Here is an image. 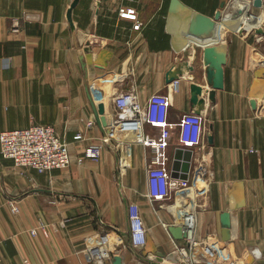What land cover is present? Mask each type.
<instances>
[{
  "label": "crops",
  "instance_id": "obj_1",
  "mask_svg": "<svg viewBox=\"0 0 264 264\" xmlns=\"http://www.w3.org/2000/svg\"><path fill=\"white\" fill-rule=\"evenodd\" d=\"M181 1L213 16L221 0ZM169 5L170 0H0V132L50 123L72 157L66 168L39 173L0 154V264H23L24 258L31 264H96L85 250L107 231L112 256L119 253L123 264L159 259L155 251L177 260L172 252L181 241L162 224L171 216L146 195L149 146L119 133L98 159L77 162L86 146L109 132L101 106L110 111L112 97L131 85L143 102L153 93L170 92L172 122L188 111L204 114L202 153L212 174L199 197L198 237L216 240L251 264H264V116L251 105L252 98L258 104L264 97V73L257 75L264 67V7L256 9L260 17L245 22L261 21L255 29L243 24L246 13L234 5L223 16L213 43L225 44L224 86L211 100L205 45L172 25ZM120 8L135 10L138 29L135 20L120 16ZM178 69L183 72L179 90L172 92L167 76ZM192 84L198 85L194 99ZM157 131L145 129L147 134ZM170 141L173 154L177 129ZM123 156L128 165L119 175L117 162ZM130 202L140 206L148 230L143 248L129 242ZM40 222L44 227H37ZM252 248L260 249L261 257L252 258Z\"/></svg>",
  "mask_w": 264,
  "mask_h": 264
},
{
  "label": "built area",
  "instance_id": "obj_2",
  "mask_svg": "<svg viewBox=\"0 0 264 264\" xmlns=\"http://www.w3.org/2000/svg\"><path fill=\"white\" fill-rule=\"evenodd\" d=\"M230 0H226V6ZM248 16L260 17L256 13L257 7L254 0H245ZM225 6V8H226ZM224 8V9H225ZM223 9V10H224ZM223 12V11H222ZM121 17L135 20L134 29H138L141 22L132 8H120ZM232 18L241 20L242 16ZM241 18V19H240ZM18 24V20H14ZM249 28L260 26L248 25ZM179 90V80L171 83V91ZM171 103L170 92L153 93L148 100L143 102L135 85L118 92L111 99V110L104 108L105 123L109 132L102 136L101 142L86 146L77 157L81 163L86 158L98 159L102 154L103 146L109 144L112 139L122 133L131 142H139L152 149V157L146 165L147 197L149 201H160L159 206L166 208L171 216L170 222H162L165 229L172 225H181L186 232L184 243L176 244L173 254L178 258L175 264H251L246 258H238L230 251L219 246L218 242L210 237L199 238L197 234V209L199 197L207 191L208 179L212 172L209 160L202 153V146L206 134V117L202 112L188 111L181 115L178 121L169 119V107ZM256 112L264 116V97L256 107ZM89 121L87 126H91ZM146 127L155 128L158 131L145 133ZM178 130V149H191L192 159L187 177L173 176L172 162L174 154L170 152L171 136L174 130ZM79 132L77 137L82 138ZM0 154L11 159L16 166L35 169L39 173L49 172L54 169H63L72 162L68 143L61 138L55 127L50 123H32L27 127L5 129L0 132ZM182 160V154L180 156ZM128 165L127 158L120 157L117 162V174L124 173ZM180 174V170H176ZM14 212L18 211L16 205H11ZM37 227H44L40 222ZM36 227L31 229L36 234ZM147 228L140 206L136 202L128 205V236L129 242L134 248H143L147 244ZM98 241L86 248L85 252L96 264H107L112 259L113 245L109 232H102ZM1 243V239H0ZM252 258L261 257L258 248L250 249ZM1 261V254H0ZM146 264H168L167 261L150 259ZM23 264H31L27 258Z\"/></svg>",
  "mask_w": 264,
  "mask_h": 264
},
{
  "label": "water",
  "instance_id": "obj_3",
  "mask_svg": "<svg viewBox=\"0 0 264 264\" xmlns=\"http://www.w3.org/2000/svg\"><path fill=\"white\" fill-rule=\"evenodd\" d=\"M75 3L72 4V7ZM254 5L260 7L262 5V0H254ZM226 6V0H221L219 3V8L215 11L213 16H208L202 12L192 9L190 6L186 5L181 0H170V5L168 9V18L172 25H179L181 29L185 32L187 37L196 40L198 43L205 45L203 49V61L207 66L206 69V78L208 84L211 87L209 93V99L214 100V93L216 89H221L224 86V69L223 64L225 63V44H215L213 42L218 40V27L221 23H225L222 20L223 18V9ZM68 19L70 20V9L68 11ZM212 43V44H211ZM264 73V67H261L257 71L258 77H261ZM183 74L182 70L178 69L177 71H170L167 76V81L172 82L175 79ZM259 79V78H257ZM262 80L259 83L262 84ZM191 93L193 99L196 98L198 94V85L192 84ZM251 105L256 109L257 102L255 98L251 99ZM103 106H101V111L103 113ZM200 112V111H196ZM207 139L209 143L213 142L212 134H207ZM182 154V160L180 156ZM192 159V150L191 149H178L174 154V160L172 162L173 176L180 175V177L186 178L188 171L190 169V163ZM176 170H180V174H177ZM228 213L223 214V218L227 220ZM170 234L176 239L184 243V238L186 237V232L183 230L181 225H172L168 228ZM222 239L224 241L229 239L227 233V227L224 226L222 230ZM150 245H152L150 243ZM160 257H165L167 254H164L161 251L154 252ZM148 250H145L144 256H148ZM112 264H123L122 256L119 253L113 255L111 259ZM143 264H146L143 262Z\"/></svg>",
  "mask_w": 264,
  "mask_h": 264
},
{
  "label": "bare ground",
  "instance_id": "obj_4",
  "mask_svg": "<svg viewBox=\"0 0 264 264\" xmlns=\"http://www.w3.org/2000/svg\"><path fill=\"white\" fill-rule=\"evenodd\" d=\"M238 7V10L240 11L241 14L246 13L248 6L245 0H230L228 3V6L223 10V16H227L226 14L231 13L232 9L234 6ZM229 18V17H226ZM229 20V19H228ZM218 34V32H217ZM162 260H165L168 262V264H175V258L171 257L170 255H166L165 257H160Z\"/></svg>",
  "mask_w": 264,
  "mask_h": 264
},
{
  "label": "rangeland",
  "instance_id": "obj_5",
  "mask_svg": "<svg viewBox=\"0 0 264 264\" xmlns=\"http://www.w3.org/2000/svg\"><path fill=\"white\" fill-rule=\"evenodd\" d=\"M245 22H247V23H251V16H248V17H246L245 18ZM207 122V121H206ZM208 124V123H207ZM205 158H207L206 156H205ZM208 159V158H207ZM260 250V249H259ZM261 251V250H260ZM247 259V258H246ZM161 261H163L162 259H160ZM248 260V259H247Z\"/></svg>",
  "mask_w": 264,
  "mask_h": 264
}]
</instances>
